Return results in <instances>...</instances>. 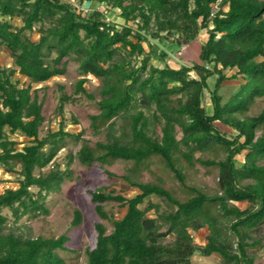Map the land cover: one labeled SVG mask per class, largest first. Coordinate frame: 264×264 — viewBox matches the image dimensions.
Segmentation results:
<instances>
[{
  "label": "trees",
  "instance_id": "1",
  "mask_svg": "<svg viewBox=\"0 0 264 264\" xmlns=\"http://www.w3.org/2000/svg\"><path fill=\"white\" fill-rule=\"evenodd\" d=\"M78 2H98L105 8L85 11L63 0H0V47L10 51L14 65L0 66V168L19 175L18 186L0 194V264H68L61 254L74 251L68 246V234L34 237L8 229L9 219L2 210L8 208L15 221L27 214H47L46 199L72 177L74 158L89 166L97 161H133L135 171L153 156L160 157L182 185L186 175L180 158L191 167L196 163L218 167V191L210 194L186 186L192 195L180 200L162 183L123 176L139 190L132 197L103 189L89 192L97 214L112 228L95 224L96 242L86 249L87 264H191L197 253L219 254L224 264H264L253 253L262 245L259 232L264 226V111L239 116L256 98L264 97V0ZM116 10L120 24L108 17ZM15 18L21 19V26ZM204 29L207 38L197 60L177 68L166 64L167 52L160 43L179 49L194 42ZM34 32L39 34L37 40L32 39ZM153 59L165 64L156 65ZM71 61L80 74L75 95L94 99L85 85L89 76L101 81L99 112L90 117L96 131L100 122L108 124V140L96 147L85 142L77 155L68 154L67 167L62 169L56 162L59 151L67 138L80 139L82 133L66 131L61 117L57 131L40 136L44 100L34 84L65 75ZM228 69L236 72L228 76ZM16 73L28 82L20 85ZM212 76L216 81L210 88ZM230 78L238 79L239 86L223 102L222 88ZM58 88L62 116L74 95L67 94L62 84ZM206 89L211 114L202 100ZM120 117L128 119L129 131L116 135ZM217 122L231 127L234 134L228 136ZM15 133L29 139L20 149L10 136ZM216 145L224 150V158L196 156ZM153 195L172 208L160 211V205L149 199ZM242 202L249 206L241 208ZM110 203L126 208L124 215L109 214L105 206ZM153 209L157 215L150 217ZM82 221L83 214L76 209L72 225ZM204 227L209 233L200 245L191 230ZM170 236L173 240H166Z\"/></svg>",
  "mask_w": 264,
  "mask_h": 264
},
{
  "label": "rangeland",
  "instance_id": "2",
  "mask_svg": "<svg viewBox=\"0 0 264 264\" xmlns=\"http://www.w3.org/2000/svg\"><path fill=\"white\" fill-rule=\"evenodd\" d=\"M68 1L76 5L80 10L91 11L94 8L104 10V5L98 2H84L79 4V0H63ZM217 8H215L216 10ZM116 13L112 12L108 15L109 19L115 21L117 24L122 22V19ZM14 23L17 26L22 25L20 18H15ZM30 33V32H27ZM32 39L37 40L39 34L34 32L31 34ZM207 38L206 30H202L197 39L189 45H183L179 49L169 48L166 45L160 43L161 49L167 52L165 59L166 64L172 67H179L182 64L191 65L198 59L201 43ZM153 42H156L152 40ZM153 63L159 66H163L165 63L160 62L157 59H153ZM0 66L1 67H14L13 59L10 55V51L6 47H0ZM228 76H231L236 69H228L225 71ZM15 79L20 80V85L28 82L24 76L16 73ZM80 78V74L77 69V64L71 61L68 65V71L63 76H56L49 81L34 84V87L39 89L40 98L44 100L43 114L45 121L40 129V136L43 137L49 130L57 131L60 127L61 117L64 119L65 130L71 133H82L80 139L67 138V145L62 148L57 157L56 162L60 164L62 169H65L68 162V154L72 152L77 155V152L86 142L92 147H96L98 142H107V123L100 122V128L96 131L92 125L90 115L97 114L99 107L97 101L100 99L98 92L101 85V81L93 76H89V80L86 83V88L89 93L94 94L95 98L91 99L86 94H74L75 84ZM216 81V76H212L208 79L209 87L213 88ZM64 85V90L69 95H74L73 100L67 102L64 105L62 116L59 114V96L60 90L58 85ZM239 80L236 78H230L225 81L222 88L223 102L227 101L230 96L238 89ZM203 104L209 114L213 112L210 92L208 89L203 94ZM264 111V97L256 98L251 104L249 109L239 114L241 118L246 116H256L260 112ZM77 120L75 122L74 120ZM128 119L120 117L117 119L115 134L121 135L123 131H129ZM217 125L228 136L234 134V130L217 122ZM159 130V129H158ZM260 133V131H259ZM12 138L19 142L17 146L19 149L29 142V139L22 136L19 133L11 134ZM177 136L181 138L182 131L177 129ZM225 152L220 145H216L212 151L209 152H197L196 156L203 158L221 159L225 157ZM239 160H243V154L238 155ZM179 164L182 167L186 175V185H182L179 180L174 176L163 163L162 159L158 156H153L146 163L142 164L135 171L133 161L116 159L110 162L101 163L95 162L89 166L79 161L78 157L74 158L70 165L72 170V177L67 179L62 189L58 192H54L48 195L46 199V205L49 212L47 214L40 213L38 216L31 214L24 215L20 220L15 221V217L8 208H4L2 212L8 217V229H14L31 236H53L57 237L63 233L70 236L68 246L74 251H62L61 254L65 257L68 264H87L86 249L92 247L96 242L95 224L104 223L108 230L112 228L110 222L106 219H102L96 212L94 204L91 202L89 192L103 189L114 194H122L126 197H132L139 190L136 187L131 186L123 176H130L132 179L139 182H153L162 183L167 189H169L173 195L180 199L186 200L192 195V192L186 186H195L210 194L218 191V167L205 166L200 163H196L191 167L182 158L179 160ZM53 164H50V168ZM20 166H17L19 169ZM38 173V170L37 172ZM18 174L6 173L3 168H0V194L4 192L6 188L18 186ZM33 191H37L36 187H32ZM151 201L160 205V211L170 210L171 205L164 199L151 196ZM241 208H246L249 203H238ZM147 206V201L141 205V208ZM78 209L83 214V221L78 226L72 225L74 217V211ZM105 210L109 214L114 215L115 218H120L124 215L126 208L120 206L117 203L106 204ZM217 212L216 209H214ZM150 217H155L157 214L154 209L148 212ZM194 237V241L197 244L204 245L207 242L206 236L209 233L206 227L199 229L198 231L191 230ZM256 235V234H255ZM262 237V245L253 250L255 259L257 262H264V226L259 232V236ZM173 236L168 237L166 240H173ZM191 264H224L219 254H212L211 256H202L197 253L192 257Z\"/></svg>",
  "mask_w": 264,
  "mask_h": 264
}]
</instances>
